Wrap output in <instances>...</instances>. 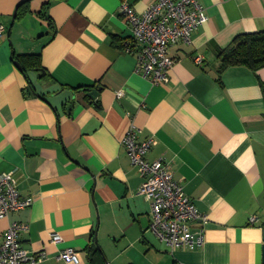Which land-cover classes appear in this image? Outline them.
<instances>
[{
  "label": "crops",
  "instance_id": "crops-1",
  "mask_svg": "<svg viewBox=\"0 0 264 264\" xmlns=\"http://www.w3.org/2000/svg\"><path fill=\"white\" fill-rule=\"evenodd\" d=\"M26 1L0 0V174L14 171L33 203L0 220V239L25 223L21 246L38 264H71L65 249L79 264H263L264 67L219 73L217 57L264 32V0H200L207 21L169 48V82L156 86L114 43L131 36L122 0H30L15 19ZM157 1L127 0L139 15ZM13 54L38 55L40 68L23 73ZM131 127L156 140L146 159L166 161L206 216L201 248L171 251L150 232L142 177L121 147Z\"/></svg>",
  "mask_w": 264,
  "mask_h": 264
},
{
  "label": "built area",
  "instance_id": "built-area-1",
  "mask_svg": "<svg viewBox=\"0 0 264 264\" xmlns=\"http://www.w3.org/2000/svg\"><path fill=\"white\" fill-rule=\"evenodd\" d=\"M122 0L120 15L125 19L131 36L123 51L136 57L135 72L153 86L167 84L175 59L169 48L182 41L190 44L191 36L207 21L200 0H158L142 14ZM0 23V36L5 33ZM201 64L200 57L195 58ZM139 131L131 127L121 141L133 167L142 177L138 194L150 203L149 230L171 251L199 249L205 243L206 216L199 213L192 199L184 194L183 186L173 178L169 164L162 160L148 161L149 151L156 145L153 137L139 140ZM14 171L0 174V220L12 213L25 210L33 203V197H22L18 191ZM255 217L250 219L254 222ZM0 239V264H38L41 256L32 255L21 246L20 235L29 226L13 221ZM58 234L51 235L53 244L59 243ZM59 258L71 264H79L76 250L60 251Z\"/></svg>",
  "mask_w": 264,
  "mask_h": 264
},
{
  "label": "trees",
  "instance_id": "trees-1",
  "mask_svg": "<svg viewBox=\"0 0 264 264\" xmlns=\"http://www.w3.org/2000/svg\"><path fill=\"white\" fill-rule=\"evenodd\" d=\"M27 4L28 2L20 4L15 19H20V16L27 12ZM126 40L115 39L114 43L122 49ZM217 58L220 60L219 73L233 66H245L253 71L264 67V32L237 36L229 46L218 52ZM12 59L15 66L23 73L40 68V57L38 55L17 56L13 54ZM88 251L90 257H92L91 260L101 256L98 247H89Z\"/></svg>",
  "mask_w": 264,
  "mask_h": 264
},
{
  "label": "water",
  "instance_id": "water-1",
  "mask_svg": "<svg viewBox=\"0 0 264 264\" xmlns=\"http://www.w3.org/2000/svg\"><path fill=\"white\" fill-rule=\"evenodd\" d=\"M30 0H28V1H26V2H29ZM20 6V5H19ZM19 6L17 7V9L19 8ZM17 9H16V11H15V13H14V16L13 17H15V15H16V13H17ZM96 95V91H91L90 93H89V96H95ZM263 244H262V263L264 264V227H263Z\"/></svg>",
  "mask_w": 264,
  "mask_h": 264
}]
</instances>
